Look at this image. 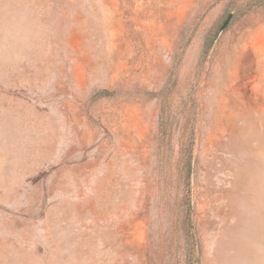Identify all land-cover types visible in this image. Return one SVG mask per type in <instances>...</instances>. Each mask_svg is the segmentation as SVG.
I'll return each instance as SVG.
<instances>
[{"label": "rangeland", "instance_id": "1", "mask_svg": "<svg viewBox=\"0 0 264 264\" xmlns=\"http://www.w3.org/2000/svg\"><path fill=\"white\" fill-rule=\"evenodd\" d=\"M0 264H264V0H0Z\"/></svg>", "mask_w": 264, "mask_h": 264}, {"label": "water", "instance_id": "2", "mask_svg": "<svg viewBox=\"0 0 264 264\" xmlns=\"http://www.w3.org/2000/svg\"><path fill=\"white\" fill-rule=\"evenodd\" d=\"M232 15H230L226 20L225 22L223 23V25L220 27V32H223L227 27L228 25L230 24L231 20H232Z\"/></svg>", "mask_w": 264, "mask_h": 264}]
</instances>
